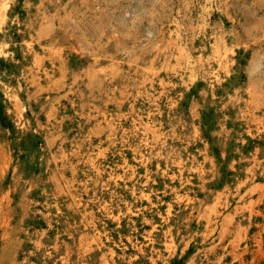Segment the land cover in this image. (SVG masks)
I'll return each mask as SVG.
<instances>
[{
	"label": "rangeland",
	"instance_id": "obj_1",
	"mask_svg": "<svg viewBox=\"0 0 264 264\" xmlns=\"http://www.w3.org/2000/svg\"><path fill=\"white\" fill-rule=\"evenodd\" d=\"M3 33L0 264H264V0H0Z\"/></svg>",
	"mask_w": 264,
	"mask_h": 264
},
{
	"label": "bare ground",
	"instance_id": "obj_2",
	"mask_svg": "<svg viewBox=\"0 0 264 264\" xmlns=\"http://www.w3.org/2000/svg\"><path fill=\"white\" fill-rule=\"evenodd\" d=\"M7 3H9V0H4V4L7 5ZM4 16V15H3ZM2 18V17H1ZM13 18V17H12ZM7 19V18H6ZM2 20V19H1ZM11 20V19H9ZM12 21V20H11ZM10 21V22H11ZM5 23H7L8 21H3ZM10 42V38H9V35L7 36L5 33L2 34V37L0 38V47L1 48H4V47H7L8 43ZM5 81H3L1 78H0V85L4 86ZM8 93V91H7Z\"/></svg>",
	"mask_w": 264,
	"mask_h": 264
}]
</instances>
